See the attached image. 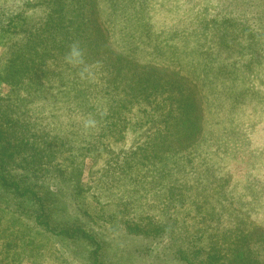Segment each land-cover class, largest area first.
<instances>
[{
	"label": "rangeland",
	"instance_id": "1",
	"mask_svg": "<svg viewBox=\"0 0 264 264\" xmlns=\"http://www.w3.org/2000/svg\"><path fill=\"white\" fill-rule=\"evenodd\" d=\"M248 2L0 0L8 167L49 169L51 225L95 236L100 264H264V59ZM0 205V264H94L95 244L44 231L28 203Z\"/></svg>",
	"mask_w": 264,
	"mask_h": 264
},
{
	"label": "trees",
	"instance_id": "2",
	"mask_svg": "<svg viewBox=\"0 0 264 264\" xmlns=\"http://www.w3.org/2000/svg\"><path fill=\"white\" fill-rule=\"evenodd\" d=\"M249 7L247 8L250 10H253L254 14L253 15H248L246 16L247 21H250V32L254 36V39H256V43L253 44V50L251 52V55L255 57H259L260 59H264V0H249ZM247 3V4H248ZM254 6L258 7V10L254 8ZM246 13L245 9H242L241 14L242 15ZM249 17V18H248ZM13 22L12 18H6V19H0V30L6 31L9 29L11 24ZM256 26V27H255ZM250 52V51H249ZM258 52V53H257ZM257 59V58H255ZM24 73H26V69H23ZM17 73V70L12 71V74ZM178 98L175 99L174 103L178 104L179 102L183 103L184 106H189L191 107L190 100L189 98H183L181 101V95ZM0 110H2L0 108ZM3 116L1 115L0 111V123L2 122ZM12 120V119H11ZM12 126L14 128V124L12 123ZM0 129H3L7 132L11 130V126L9 121H6L5 124L0 125ZM6 132V133H7ZM14 131H12L13 133ZM20 143L26 144V141H20ZM11 143L10 139L7 138V135L3 134L0 131V198L2 195L8 199H12L15 201L16 204H23V203H28L32 209L30 212V216L34 223L41 227L44 231L49 232L50 234L53 235H64L67 236L70 239L74 240H81L84 241L85 243H88L90 245L95 244V247L92 251V256H93V263L94 264H100L99 263V254H97L99 248H100V243L96 241L95 236H92V234H89L85 232L83 229L79 227H71L70 228H65V227H60L59 229H56V227L51 225V221L49 218V214L47 212V208L49 209L50 203L48 202L49 198L56 196L57 190L54 191L51 189V186L49 187L47 183H45V175L48 174L49 169L46 167H41L40 170H32V167L30 165L29 159L24 157L23 163H21L20 168H17L19 170H16L14 168L8 167L10 166V163H8L7 159L10 160L14 156V151H11ZM16 147L19 149L22 147H19L18 144H15ZM23 149V148H22ZM44 156L41 153L39 154L38 158H34L33 160L37 161L41 165V159ZM75 156L69 160V163L72 164V162L75 160ZM27 169V170H26ZM75 173L70 172L68 173L69 175L64 176L59 169L56 168V171L51 170V173L53 175L57 176L64 181H69L73 180L74 182H78V176L80 175V172H76L77 168L74 169ZM32 178L33 183L26 182V180ZM68 178V179H66ZM30 184V185H29ZM77 185V184H75ZM43 187L45 190H42L43 193L41 195H38V192L35 188H40ZM61 191V190H60ZM59 191V192H60ZM9 195H12L14 198L10 197ZM22 199V200H20ZM1 206V205H0ZM4 207H8V203L3 205ZM29 210V209H27ZM50 210V209H49ZM104 242V241H103ZM178 255H176L177 259L183 261V264H194L193 259L187 258L185 254L181 252H177ZM241 253H239L240 255ZM209 259H211V256L207 255L205 258H202L203 264H210ZM228 260H234L233 258H227ZM219 264H224V263H219ZM228 264V263H227Z\"/></svg>",
	"mask_w": 264,
	"mask_h": 264
},
{
	"label": "clouds",
	"instance_id": "3",
	"mask_svg": "<svg viewBox=\"0 0 264 264\" xmlns=\"http://www.w3.org/2000/svg\"><path fill=\"white\" fill-rule=\"evenodd\" d=\"M83 51L78 44H73L66 59L69 63H79L82 61Z\"/></svg>",
	"mask_w": 264,
	"mask_h": 264
}]
</instances>
